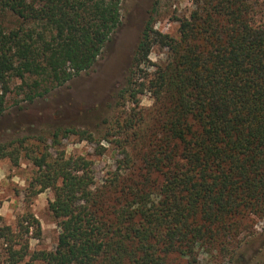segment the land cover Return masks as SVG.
<instances>
[{"label": "trees", "instance_id": "obj_1", "mask_svg": "<svg viewBox=\"0 0 264 264\" xmlns=\"http://www.w3.org/2000/svg\"><path fill=\"white\" fill-rule=\"evenodd\" d=\"M121 1L0 0V12L16 17L12 26L0 23V114L11 77L29 86L31 101L91 69L120 24ZM256 1L197 0L179 19L177 38L145 22L118 98L137 105L150 92L154 112L138 123L114 118L123 156L102 184L84 155L36 154L25 137L0 144V159L17 164L24 149L38 168L31 194L52 189L48 207L59 227L53 250L30 251L23 234L41 236L33 214L20 217L18 231L0 226L9 264L24 257L165 264L172 254L199 264L197 245L236 264L264 239L251 229L252 216L264 218V25L253 20ZM156 43L170 51L149 75L139 66ZM48 134L53 147L60 136L91 138L58 127L37 139L45 143Z\"/></svg>", "mask_w": 264, "mask_h": 264}, {"label": "rangeland", "instance_id": "obj_2", "mask_svg": "<svg viewBox=\"0 0 264 264\" xmlns=\"http://www.w3.org/2000/svg\"><path fill=\"white\" fill-rule=\"evenodd\" d=\"M198 7L197 0H122L120 24L91 69L31 101L25 98L29 86L17 77L9 79L10 88L0 114V144L25 137L24 145L36 154L47 151L55 156L64 151L65 155H84L92 160L95 180L102 184L123 156L117 146L121 134L115 135L116 127L111 129L114 118L123 120L130 115L138 123L139 119H146L154 112V98L150 92L139 95L137 105L118 98L132 69L134 52L145 22L151 19L154 29L177 38L179 19L188 18ZM252 14L256 23L264 25V0L256 1ZM15 21L16 17L11 13L0 12V23L4 26H12ZM169 51L168 46L153 44L147 56L148 65L139 68L151 75L166 61ZM31 81V77L26 78L27 83ZM58 127L86 130L91 138L82 139L79 134L60 136L55 147L51 145L49 134L45 136V143L37 139L42 133ZM24 154L25 150L21 149L17 164L9 156L0 159V226L18 231L20 217L25 213L33 214L40 223L41 236L36 239L30 237L31 233L23 234L29 250H53L59 233L56 219L48 207L53 191L47 188L37 195L31 194L30 182L38 168ZM251 220L252 236L264 233V218L252 216ZM7 247V241L0 238V264H9ZM196 251L199 264H232L227 257H218L215 251L207 252L199 245ZM263 262L264 239L261 238L249 246L243 259L236 264ZM16 264L46 263L24 257ZM165 264H184V259L172 254L166 258Z\"/></svg>", "mask_w": 264, "mask_h": 264}]
</instances>
